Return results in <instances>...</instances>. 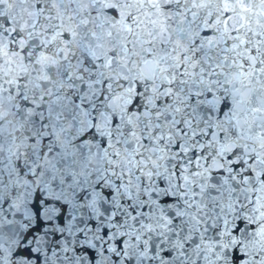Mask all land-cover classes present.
I'll list each match as a JSON object with an SVG mask.
<instances>
[{"label":"snow or ice","instance_id":"1","mask_svg":"<svg viewBox=\"0 0 264 264\" xmlns=\"http://www.w3.org/2000/svg\"><path fill=\"white\" fill-rule=\"evenodd\" d=\"M0 264H264V0H0Z\"/></svg>","mask_w":264,"mask_h":264}]
</instances>
